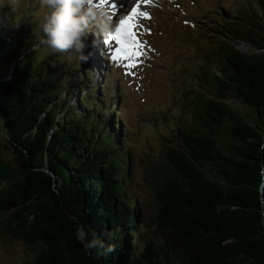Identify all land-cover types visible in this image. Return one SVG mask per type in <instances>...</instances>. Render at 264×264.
I'll return each mask as SVG.
<instances>
[{
	"label": "trees",
	"instance_id": "obj_1",
	"mask_svg": "<svg viewBox=\"0 0 264 264\" xmlns=\"http://www.w3.org/2000/svg\"><path fill=\"white\" fill-rule=\"evenodd\" d=\"M239 6L233 26L215 15L223 39L204 59L214 69L202 60L191 74L198 83L181 126L147 168L153 229L144 238L121 120L98 86L80 83L89 74L62 81L66 71L52 70L59 55L41 40L31 49L33 32L20 45L14 19L0 17V128L14 158L0 168V236L22 242L28 264H264V0Z\"/></svg>",
	"mask_w": 264,
	"mask_h": 264
},
{
	"label": "rangeland",
	"instance_id": "obj_2",
	"mask_svg": "<svg viewBox=\"0 0 264 264\" xmlns=\"http://www.w3.org/2000/svg\"><path fill=\"white\" fill-rule=\"evenodd\" d=\"M253 1L153 0L133 20L135 40L128 35L131 47L113 59L116 41L111 36L116 23L129 6L136 3V0H127V4H122L116 10L117 14L112 16L113 30L107 37L103 39L89 35L86 41V53L90 40H96L100 45V57H96L100 67L96 68L91 63V56L83 66V62L78 63L75 53H55L59 55V60L53 66V73L66 71L62 81L69 83L73 81L74 74H89V78L81 79L80 83L86 84V88L92 91L98 86L108 112L122 122L129 152L128 197L134 200L135 208L139 210L138 238L151 236L153 229V195L147 168L162 161L165 145L168 144L163 138L174 134L181 126L185 117L182 103L191 96L190 90L198 83V79L191 74L202 70L206 56L216 52L217 45L223 39L216 33L222 29L218 26V17L222 13V18L230 20L227 24L233 26L232 8L238 6L236 12L244 14V8L239 5L244 3L246 12H249ZM226 7L230 8V13H225L223 8ZM47 12L41 0H0V17L10 16L14 19L10 23V37H20L22 45L26 32H33L31 49L37 47L43 38L40 29ZM109 12L112 14L113 10L109 9ZM106 40L107 45L111 43V48L107 47L104 51ZM137 44L140 46L137 47ZM235 47L243 53L250 51L245 43L235 44ZM205 62L206 67L213 68L211 62ZM200 92L203 94L205 89ZM77 95L78 92L74 93L69 104H73ZM240 110L242 114L247 113L245 106H240ZM7 156L8 152L0 144V167L3 169L8 165L5 162ZM9 161L13 162V159ZM29 257V251L22 242L0 236V264H28Z\"/></svg>",
	"mask_w": 264,
	"mask_h": 264
},
{
	"label": "clouds",
	"instance_id": "obj_3",
	"mask_svg": "<svg viewBox=\"0 0 264 264\" xmlns=\"http://www.w3.org/2000/svg\"><path fill=\"white\" fill-rule=\"evenodd\" d=\"M41 3L48 12L41 23L40 43L53 53H75L78 63H86L90 58V53L85 52L89 35L105 39L113 30L108 4L101 0H41ZM95 243L85 246L90 248ZM113 250V246L107 248L109 252Z\"/></svg>",
	"mask_w": 264,
	"mask_h": 264
},
{
	"label": "bare ground",
	"instance_id": "obj_4",
	"mask_svg": "<svg viewBox=\"0 0 264 264\" xmlns=\"http://www.w3.org/2000/svg\"><path fill=\"white\" fill-rule=\"evenodd\" d=\"M153 0H137V4H133V5H130L129 6V8H128V10H126V12H125V15L124 14H122V15H124L125 17L126 16H128L130 13H132V9L133 8H136L137 9V11H136V13H134V14H132V20H131V24L133 25V20H134V18H136L137 17V15L139 14V12H140V10H145V9H147V7H149V5L151 4V3H153L152 2ZM101 2L102 3H104V4H108V3H110V2H112L111 3V5H115V8H110V9H112L113 11L114 10H118V9H120V6L122 5V4H127V0H123V2H120V1H118V0H101ZM108 2V3H107ZM131 3V2H130ZM123 16V17H124ZM121 28V32H120V35H121V37L124 39V40H127V39H130L129 37H128V33H129V25L128 24H125V25H120V20L116 23V26H115V28H114V31L116 32V29L117 28ZM133 29V28H132ZM130 41V40H129ZM89 45H90V48H89V51H88V53H90V56H91V63L93 64V65H95V67L96 68H98V67H100V64L98 63L97 64V60H96V57H100V55H99V50H101V48H100V46L97 44V42H96V40H90L89 41ZM115 47L117 46V47H120L119 45H117V44H115L114 45ZM107 47L108 48H111V43H109L108 45H107ZM86 50V49H85ZM87 52V51H86ZM115 53V52H114ZM113 53V54H114ZM120 55H117V57H119ZM99 65V66H98Z\"/></svg>",
	"mask_w": 264,
	"mask_h": 264
},
{
	"label": "snow or ice",
	"instance_id": "obj_5",
	"mask_svg": "<svg viewBox=\"0 0 264 264\" xmlns=\"http://www.w3.org/2000/svg\"><path fill=\"white\" fill-rule=\"evenodd\" d=\"M112 8H115V5H111ZM137 9L136 8H133L132 9V13H130L128 16L126 17H122L120 19V25H125V24H128L129 25V37L132 38V40H135V37H134V33L132 31V28L134 27L130 22L132 20V14L136 13ZM146 15V14H145ZM120 32H121V28H117L116 29V32L114 34H112L111 38L113 40L116 41V44L119 45L120 47H117L116 48V52L113 54V59H116L117 58V55H120L126 48H130L131 45L128 43V41L124 40L121 35H120ZM105 43L107 44L108 41L106 40ZM140 45L137 44V47H139ZM136 55H139V53H136Z\"/></svg>",
	"mask_w": 264,
	"mask_h": 264
},
{
	"label": "water",
	"instance_id": "obj_6",
	"mask_svg": "<svg viewBox=\"0 0 264 264\" xmlns=\"http://www.w3.org/2000/svg\"><path fill=\"white\" fill-rule=\"evenodd\" d=\"M0 134L2 135L1 137H2V139L0 138V144H1V146L5 149V151L6 152H8V156H7V159L5 160V162H7L8 163V165H7V167H12L13 165H14V158L12 157V155H11V152L10 151H8L4 146L6 145L5 143V140H6V136H5V133L2 131V130H0ZM10 159H13V162H11V161H9ZM0 166H1V161H0ZM7 167L6 168H1V170L3 169V171H5L6 169H7ZM45 172H47L48 174H50L51 176H52V178H53V180H54V176L51 174V172L49 171V170H47V169H45ZM5 187H7V182L5 181V180H1L0 181V190L1 189H3V188H5ZM263 226H264V218H263ZM84 233H85V230H84V228H83V226L82 225H80V239L81 240H83V236H84Z\"/></svg>",
	"mask_w": 264,
	"mask_h": 264
}]
</instances>
